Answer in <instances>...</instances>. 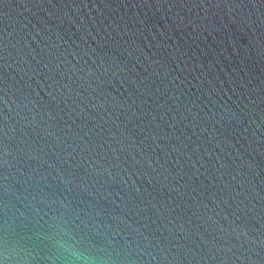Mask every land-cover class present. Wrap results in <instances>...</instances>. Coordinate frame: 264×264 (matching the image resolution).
<instances>
[{
	"label": "water",
	"instance_id": "water-1",
	"mask_svg": "<svg viewBox=\"0 0 264 264\" xmlns=\"http://www.w3.org/2000/svg\"><path fill=\"white\" fill-rule=\"evenodd\" d=\"M264 264V0H0V264Z\"/></svg>",
	"mask_w": 264,
	"mask_h": 264
},
{
	"label": "clouds",
	"instance_id": "clouds-1",
	"mask_svg": "<svg viewBox=\"0 0 264 264\" xmlns=\"http://www.w3.org/2000/svg\"><path fill=\"white\" fill-rule=\"evenodd\" d=\"M73 260H74V264H91L90 260H86L84 258H82L77 252L73 251L71 253Z\"/></svg>",
	"mask_w": 264,
	"mask_h": 264
}]
</instances>
